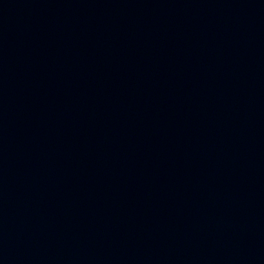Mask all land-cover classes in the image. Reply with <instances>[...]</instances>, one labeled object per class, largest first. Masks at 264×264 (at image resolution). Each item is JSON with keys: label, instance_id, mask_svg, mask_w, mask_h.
Listing matches in <instances>:
<instances>
[{"label": "water", "instance_id": "water-1", "mask_svg": "<svg viewBox=\"0 0 264 264\" xmlns=\"http://www.w3.org/2000/svg\"><path fill=\"white\" fill-rule=\"evenodd\" d=\"M0 264H264V0H0Z\"/></svg>", "mask_w": 264, "mask_h": 264}]
</instances>
